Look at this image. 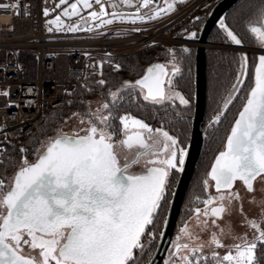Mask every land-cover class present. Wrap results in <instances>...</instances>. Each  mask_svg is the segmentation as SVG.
<instances>
[{"label":"snow or ice","instance_id":"1","mask_svg":"<svg viewBox=\"0 0 264 264\" xmlns=\"http://www.w3.org/2000/svg\"><path fill=\"white\" fill-rule=\"evenodd\" d=\"M66 3L59 0V5ZM95 3L99 11L87 15L99 22L90 25L86 29L89 32L117 20H151L175 7V0H165L164 8L150 7L153 0H136L135 13H126L116 9L133 6V0H112L110 12L103 0ZM92 7V0H75L64 7L62 16H79L77 23L65 24L61 15L47 23L59 31H80V22L87 24L88 19L79 13ZM142 8L148 12L142 13ZM43 11L47 16L50 9ZM219 27L228 41L243 45L223 19ZM247 28L260 54L253 55L251 84L240 97L241 106L223 147L203 180L204 188L214 187L215 194L209 193L202 201L196 197L204 207L193 209L189 218L193 222L185 221L179 228L172 241L174 251L165 264H264V253L257 255L258 244L264 247V217L246 221L256 233L251 240L245 236L230 245L224 244L223 238L231 231L217 224L233 202L242 199L234 190L237 181L250 193L257 182L264 184V6ZM188 35L195 38L197 33ZM168 63L171 68L155 64L134 83L125 81L122 88L108 93L110 102L98 103L95 110L89 105L83 115L73 113L82 128L71 132L58 129L34 150V160L24 155L10 176H0V264H137V252L146 246L145 237L149 242L155 238L151 229L166 202L173 172L184 169L188 149L178 136L128 113L119 116V137L111 121L116 102L129 88H138L143 100L152 104H175L178 99L190 107V99L174 87L175 78L181 74L174 52ZM237 64L235 82L210 125L220 122L245 89L246 52L237 54ZM97 83L106 82L101 79ZM176 116L182 119L181 114ZM20 151L27 153L28 149ZM261 203L264 205V200ZM212 226L217 230L211 231L207 240L202 239L201 233ZM220 248L226 249L223 255L217 250Z\"/></svg>","mask_w":264,"mask_h":264},{"label":"trees","instance_id":"2","mask_svg":"<svg viewBox=\"0 0 264 264\" xmlns=\"http://www.w3.org/2000/svg\"><path fill=\"white\" fill-rule=\"evenodd\" d=\"M193 1V0H190ZM189 1V2H190ZM219 0H204L190 14L186 15L176 22L166 33L168 36L177 39H191L188 34L196 32L197 36L201 26L208 15L210 9ZM58 2V1H57ZM189 2L179 1L176 7L179 11L189 4ZM264 5V0H239V2L226 14L225 23L244 41L245 46L254 47L256 43L248 31L247 24L253 19L257 11ZM201 12H205L198 20L195 17ZM196 36V37H197ZM210 43L230 44L225 38V33L216 26L209 38ZM189 49L184 52L183 49ZM171 50V52H170ZM172 52L175 53L176 62L181 68V74L174 80L176 91L182 93L185 98L190 99V107L181 105L177 99L175 104L166 102L163 105L152 104L144 101L142 95L139 94V89H125L122 91V99H118L116 106L113 109L114 119L111 123L119 137L120 121L119 116L125 113L131 116L144 120L146 123L155 127H163L171 135L180 138L182 146L187 148L192 116L194 112V66L196 58V48L194 46H183L180 44H156L141 50L133 55L121 58L116 65H104L100 74L86 76L76 88L69 92L61 106L54 108L47 115L40 117L34 124L32 131L27 138L15 137L9 138L4 134L0 135V176H10L15 167L19 164L22 156L27 155L29 159L35 158V149L40 147V144L49 135L53 134L56 128L63 124L64 121L75 112L85 113L88 110L91 100L96 97H101L104 101L110 102L108 96L110 91H116L122 88L125 81L133 82L141 79L147 69L155 63L170 61ZM237 50L226 48H207L206 52V88L207 101L205 113V143L202 155L198 165L193 173L191 183L188 187L182 208L180 210L174 235L182 224L187 221V218L193 214V209L203 205L202 200L207 198L203 186V179L210 170V165L214 160L215 155L223 147V142L226 138L231 124L234 122L235 116L241 106L240 97L244 94V89L233 104L225 111L220 122L215 125H210L209 121L216 112L220 111V106L227 96L231 85L235 82L237 74ZM253 55L249 54V63L252 67ZM253 76V72H249V83ZM103 79L106 83L100 85L97 81ZM247 82V86L249 85ZM176 113L181 114L182 119H178ZM22 148L28 149L27 153H22ZM7 169V172H5ZM180 172L174 171L170 183L169 194L166 197V205L162 211V217L166 218L168 204L172 197L173 189L176 185ZM199 196L201 201L196 200ZM163 205V204H162ZM163 224L159 227L158 233L161 234ZM159 234V236H160ZM174 238V237H173ZM146 240V237H145ZM158 240L154 241L152 248L147 253L139 254L137 252V264H147L152 257ZM148 249V248H147ZM264 253V247L257 249V255ZM166 258V257H165ZM162 264H165V259Z\"/></svg>","mask_w":264,"mask_h":264},{"label":"built area","instance_id":"3","mask_svg":"<svg viewBox=\"0 0 264 264\" xmlns=\"http://www.w3.org/2000/svg\"><path fill=\"white\" fill-rule=\"evenodd\" d=\"M57 1L0 0V135L27 138L35 122L61 106L86 76L163 43L164 33L204 0H193L156 26L115 24L89 32L97 22L88 18L85 30L65 33L49 32L45 25L43 10L59 12ZM92 4L91 11H99L95 0ZM157 6L165 2L158 0Z\"/></svg>","mask_w":264,"mask_h":264},{"label":"water","instance_id":"4","mask_svg":"<svg viewBox=\"0 0 264 264\" xmlns=\"http://www.w3.org/2000/svg\"><path fill=\"white\" fill-rule=\"evenodd\" d=\"M153 2L157 3L158 0H153ZM238 2L239 0H219L218 2H216L206 16L198 36L188 40H182L190 43L196 48V58L194 66V112L192 116L191 132L187 146L188 154L185 158L184 169L179 173L178 180L173 190L160 238L152 257L147 264H162L168 251L171 248L177 219L182 208L185 196L187 194L188 187L191 183L193 173L198 165L199 159L204 149L205 131L203 129L205 127L207 101L206 52L207 48L212 46V44L209 42V38L215 27L219 26L220 20H224L226 14ZM186 42L182 43L179 40L171 39V43L175 44L179 43L187 45ZM232 45L230 47L224 45V47L246 52L248 56L250 53L260 54L259 48H249L246 47L244 43L243 45Z\"/></svg>","mask_w":264,"mask_h":264},{"label":"rangeland","instance_id":"5","mask_svg":"<svg viewBox=\"0 0 264 264\" xmlns=\"http://www.w3.org/2000/svg\"><path fill=\"white\" fill-rule=\"evenodd\" d=\"M162 1L165 2V0H162ZM179 1H181V0H175V7L170 12H164L162 15H160V16L154 18V19H151V20L135 21V22H131V23H132V25H136V26L148 25L152 21L160 20V19H163L165 17H168L171 13L175 12L176 10H178L177 7H176V4ZM182 1L187 3L190 0H182ZM73 2H75V0H67V3L65 5H59V0H58L57 7L59 8V12L51 14L52 12L49 11V14H48L47 18L45 19V25H46L47 31H48L49 27H52L53 30L51 32H64L65 33V31L57 30L55 25H49L47 23L48 21L53 20L57 15H61V19H62V21L65 24H69L70 20H77V21L79 20V16H73V17H64V16H62V12H63L64 7H67L68 4H71ZM169 2H172V0H169ZM156 4L157 3L153 2L152 7H154ZM89 11H91V9H83L79 13V15L80 16H84L86 19H88V15L87 14H88ZM253 19H255V16L253 17ZM80 28H81V30H85L87 28V24L83 23V22H80ZM163 36L165 38H167V40H165L163 43H160V44H169V43H171V39L179 40L182 43L186 42V41H182L184 39L172 38V37L168 36L166 32L164 33ZM186 40H188V39H186ZM173 44H175V43H173ZM176 44H179V43H176ZM211 44H212V46H210V48H223L224 47V44H219V43H211ZM232 44L233 43L230 42V44H227V46L230 47ZM180 45H183V44H180ZM183 46H192V45L190 43H187V45H183ZM221 46H223V47H221ZM249 48H258V46L249 47ZM226 49H229V48H226ZM232 50H234V49H232ZM237 51H239V50H237ZM239 52H243V51H239ZM168 62L169 61H166L164 63L163 62H161V63L159 62V63H155V64H165L169 68H171V65ZM155 64H153V65H155ZM252 68H253V64H252ZM134 82L135 81H133V83ZM250 84H251V80H250L249 85ZM103 102H106V101H104L103 98L96 97L93 100H91V102H90L91 108L93 110H95V108L98 106V103H103ZM75 113H79L81 115L84 114V113H80V112H75ZM82 127H83V125L80 124L79 119L77 117L73 116V114H72L71 116H69L64 121L63 124L59 125L56 128V130H55V132L53 134L49 135L48 137L55 136L56 135V131L58 129L63 130L65 132H71V131L79 130ZM44 141H46V138L44 139ZM34 159L35 158L30 159V160H34ZM133 170H139V169L138 168H134ZM205 178H206V175H205L204 179ZM210 183H211V181H210ZM234 190H236V191H238L240 193V196H241L242 199L240 201H234L232 206H231V208H230V210L227 211L221 218H219L217 220V224L219 225V227L224 228L226 232H228L229 230L231 231V235L230 236H225L223 238V242L226 245H230V244H233V243H239L240 242L239 238H243L245 236L247 237L248 240H251L256 233H255V230L252 229L250 227V225L246 221H249V220L260 221L261 218L264 217V211H262V209H264V205H262V203H261V201L264 200V184H262L260 182H257L255 184V191L250 193V192L247 191V189L243 186V184L241 182L237 181V183L234 185ZM205 193H206L207 196H208L209 193L215 194V188L212 187V188H208L207 190L205 189ZM172 194H173V192H172ZM169 200H171V198ZM166 202L161 207V212H160V215L157 217L154 229H151V230H154V232H155V238L152 239L149 242L148 238L146 237V240H145L146 246H145L143 252H139V254L140 253L145 254V255L147 253L149 254V252H150V250L152 248L151 246H152L153 242L156 241V240H159V238H160L159 234L160 233H158V230H159V227L163 224L162 219L165 220V218L162 217V211L164 210L163 208H165ZM199 207L201 209H203L204 205H201ZM168 208H169V204H168ZM241 208H242V211H241ZM193 215H194V213L190 217H192ZM187 219H188L187 221H189V218H187ZM208 219L211 220V217H209ZM189 222L192 223L193 221H189ZM182 226H183V224H182ZM262 227H264V224H262ZM178 230L175 233L173 240L175 239V237H176V235L178 233ZM216 230H217L216 226H212L208 231H205L204 233H201L202 239L207 240L209 238V236H210V232L211 231H216ZM234 237L237 238V239H233ZM261 248H262V246H260L258 244V248L257 249L260 250ZM217 250L221 253V255H223L224 252L226 251L225 248H220V249H217ZM172 251H174V249L172 248V245H171V248L168 251L165 260H167L169 258V255H170V253ZM205 251H208V249H205ZM139 254H138V257H139ZM138 257H137V260H138Z\"/></svg>","mask_w":264,"mask_h":264},{"label":"crops","instance_id":"6","mask_svg":"<svg viewBox=\"0 0 264 264\" xmlns=\"http://www.w3.org/2000/svg\"><path fill=\"white\" fill-rule=\"evenodd\" d=\"M103 1H106V11H112V8H111V2L112 0H103ZM182 1V0H181ZM192 1H190L191 3ZM178 3V2H177ZM157 6V4L155 5ZM152 7V5L150 6ZM160 8H163V7H160ZM135 10H136V0H133V6H124V7H121V8H117L116 11H120V12H126V13H135ZM141 12L142 13H145V12H148V9L147 8H142L141 9ZM177 12V11H175ZM175 12L171 13L168 17H165L163 19H160V20H155V21H152L151 23H149L148 25H140V27H147V26H156V25H159V24H162L163 22H165L170 16H172ZM110 18V17H109ZM77 22V20H76ZM88 22H89V19H88ZM97 23L99 22L98 20L96 21ZM132 21H114L112 24H109V25H105L101 28H106V27H109V26H112V25H115V24H132L131 23ZM88 25V23H87ZM96 29H99V28H96Z\"/></svg>","mask_w":264,"mask_h":264},{"label":"flooded vegetation","instance_id":"7","mask_svg":"<svg viewBox=\"0 0 264 264\" xmlns=\"http://www.w3.org/2000/svg\"><path fill=\"white\" fill-rule=\"evenodd\" d=\"M247 25H248V24H247ZM253 39H254V38H253ZM256 46H257V45H256ZM249 72H253V68L250 67V63H249V69H248V79L245 81V89L247 88V82L249 83ZM248 86H249V85H248ZM239 94H240V93H239ZM239 94H238V95H239ZM238 95H237V97H238ZM234 101H235V100H234ZM232 104H233V103H232ZM232 104H231V105H232ZM231 105H230V106H231ZM230 106H229V107H230ZM152 127H153V126H152Z\"/></svg>","mask_w":264,"mask_h":264}]
</instances>
